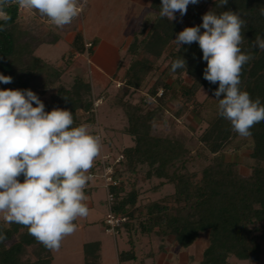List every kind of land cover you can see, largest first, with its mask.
Returning a JSON list of instances; mask_svg holds the SVG:
<instances>
[{
  "label": "trees",
  "instance_id": "16d2710c",
  "mask_svg": "<svg viewBox=\"0 0 264 264\" xmlns=\"http://www.w3.org/2000/svg\"><path fill=\"white\" fill-rule=\"evenodd\" d=\"M219 3L220 0H199L195 5L190 4L183 22L188 27L200 25L202 16L210 10L217 14L228 10L241 14L246 21L242 29L245 39L241 48L254 56L243 67L241 88L248 91L253 99L259 97L264 104V51L251 47L257 34L264 36V16L259 12L264 7V0H229L223 8L218 7ZM160 5L161 0H152V18L134 35L126 50L124 58H130V61L124 72V84L129 89L140 90L151 72L159 68L158 60L165 55L169 63L161 75L170 70L176 77L175 83L179 85L183 84L184 77L190 80L188 87L181 88L184 98L181 114L190 105H201L197 99L200 90L207 91L218 102L213 96L218 84H210L203 77L207 64L202 59L198 43L178 48L174 40L182 24L161 18ZM7 12L12 19L8 22L7 30L0 32V74L13 77V82L0 83V89L34 91L39 88L41 94L47 93L59 83L62 71L37 56L35 51L42 43L55 44L61 34L49 32L50 39L45 35L43 42L42 32L32 27H39L44 16L36 13L35 21L24 19L16 5L7 8ZM172 42L174 45L171 48ZM73 45L72 50L79 53H83L84 49L94 52L93 43L90 48H84L80 34L75 36ZM73 53L66 54L72 57ZM181 57L186 61L187 70L178 69L173 73L171 62ZM67 61L70 63L68 58ZM121 66L122 62L119 68ZM161 88L163 93L159 95ZM171 89L172 84L157 79L149 94L153 101L162 103ZM93 94L91 82L84 76H78L70 88L57 86L53 95L54 107L71 111L74 126L86 123L93 127L97 122ZM120 106L128 118L124 133L133 141L122 149V158L118 161L129 177L123 180L121 171L112 173V181L116 184L108 186V192L112 195L109 212L125 218L117 230L118 233L121 230L128 233L130 244L129 250L119 253L120 263L136 261L133 235L137 232L147 236L156 235L162 240L172 237L175 246L182 249H188L201 234L208 233V245L200 264H231L232 258L258 262L264 241V122L251 129L253 147L250 157L254 165L250 175L243 176L236 162H227L220 156L238 134L217 112L199 136L201 145L210 156L206 157L207 164L202 168L201 178L195 180V174L188 170V165L203 155L194 152L174 136L153 133L152 125L159 111H145L141 105L129 102H122ZM45 111H49L46 105ZM144 165L148 168L144 179L157 178L162 180V184L173 185L174 194L170 197L173 205L168 200L144 206L139 204V169ZM90 172L94 176L97 174L94 167ZM19 179L23 182L22 176ZM84 191L85 194L89 192L88 189ZM0 232L7 235L6 241L0 243V264H52L51 251L29 235L26 227L0 222ZM165 247L164 244L160 245V250H165ZM84 256L85 264H102L101 242L85 244Z\"/></svg>",
  "mask_w": 264,
  "mask_h": 264
},
{
  "label": "clouds",
  "instance_id": "9594fccd",
  "mask_svg": "<svg viewBox=\"0 0 264 264\" xmlns=\"http://www.w3.org/2000/svg\"><path fill=\"white\" fill-rule=\"evenodd\" d=\"M229 0H220L224 7ZM87 0H0V32L6 31L12 17L7 8L33 10L63 28L83 11ZM199 0H161L159 16L170 21L176 13L182 18L190 4ZM264 16V7L259 9ZM246 21L239 12L219 14L211 10L202 16V24L185 27L174 40L178 48L198 43L207 66L203 77L218 84L213 96L217 112L230 123L241 138L264 122V104L241 88L244 65L254 59L242 51ZM203 29V31H201ZM252 48L264 51V36L257 34ZM187 70L183 57L171 62V71ZM13 77L0 74V83L10 84ZM35 105V106H33ZM91 126H74L73 113L45 105L31 89H0V214L6 225L27 228L38 243L58 251L63 239L77 230L74 223L86 217L89 208L85 188L88 174L100 155L102 142ZM23 177V182L20 177ZM7 235L0 232V243Z\"/></svg>",
  "mask_w": 264,
  "mask_h": 264
},
{
  "label": "rangeland",
  "instance_id": "374dc122",
  "mask_svg": "<svg viewBox=\"0 0 264 264\" xmlns=\"http://www.w3.org/2000/svg\"><path fill=\"white\" fill-rule=\"evenodd\" d=\"M110 0H100V4L97 10L102 15L108 13L106 8ZM137 6L133 3L128 4V13L116 8L115 16L104 19L103 29L105 31L113 30L117 38H123L130 36L137 28L142 30V25L145 21L152 18L153 14L146 16L147 14L137 12ZM153 13V12H152ZM24 19H35L33 13H21ZM32 17V18H29ZM128 23L123 22L127 21ZM176 21L182 24L181 31L188 27V24L184 23V18L180 17L179 13H176ZM35 21V20H33ZM44 21V22H43ZM40 20L42 24L37 31L42 35V41L44 37L50 36L49 32H57L58 34L68 35L70 33L71 25L58 28L54 26L47 18ZM73 23V22H72ZM113 23V24H112ZM56 28V29H55ZM103 30L102 28H100ZM35 30V29H34ZM100 30V31H101ZM68 35L66 38H69ZM84 45V43H83ZM87 45V46H86ZM101 41L97 43L99 47L95 59L92 58V53L84 49L82 53L73 49V44H69L65 41H59L56 44L42 43L40 44L35 54L47 62L51 63L57 70L62 71V77L53 88L47 93L41 94L39 88L35 89V92L40 100L46 105L47 109L51 111L54 107L53 95L56 93L57 86L62 85L66 88H70L73 85L74 79L78 76H84L87 81L91 82L93 87L94 98V110L97 116L96 124L91 127V131L94 134H98L101 138L102 148L100 155L95 159L93 167L96 168L97 174L89 180L85 189L89 192L85 194L88 199L84 202L89 208V214L86 217H79L75 220L77 230L70 236L63 239L61 247L58 251H51L52 264H85L84 245L87 243L99 241L102 244V262L103 264H118V253L123 250H129L130 244L128 242V233L125 230H121L119 233H112L106 231L105 220L109 215V200H108V185L111 183L109 177L112 173L121 171L123 174L122 179L125 180L129 177V173L124 167L118 165V161L122 158L121 151L124 147L133 143L130 136L124 133L128 127V118L122 107L121 103L129 102L131 104L141 105L145 111H152L156 109L158 116L153 122V133L166 136L171 135L179 139L181 142L190 147L194 152L201 153L203 157L197 161H191L188 165V170L195 174V180L201 178L202 168L207 164L206 157L210 154L203 148L199 141V136L207 128L208 122L211 121L217 113L218 102L205 90H200L197 95L198 102L201 104L198 107L190 105L182 114L180 109L184 104V98L181 95V88L188 87L190 80L184 77L183 84L179 85L175 83L174 75L168 70L161 75L168 67V60L163 55L157 62L159 67L157 70L151 72L147 77L143 87L140 90H133L127 88L124 84V72L129 65L130 58H124L126 49L121 50L120 62L122 66L116 67L117 58L113 51L105 50L101 47ZM174 43L172 42L171 48ZM88 47V43L84 45V48ZM74 52L72 57H68L69 54ZM63 54H66L65 58H62ZM67 58L70 60L68 63ZM100 64V65H98ZM116 69L112 76H105L101 73L97 75L98 71H103L102 67ZM101 67V68H100ZM159 82L163 80L172 84V89L167 93L162 103H158L152 100L149 90L154 85L156 80ZM162 88L159 90V95H162ZM120 101V104H118ZM34 106V105H33ZM253 141L250 137L241 138L237 137L231 145L226 147L220 153L223 160L227 162H236L239 167V172L243 176H248L251 173V169L254 165L253 159L250 157L252 152ZM147 166H140L139 169V182L138 188L140 192L139 204L144 206L155 201H167L170 205V197L174 194V187L170 184H162V180L152 178L151 180L144 179V175L147 171ZM88 174H91L89 172ZM96 183L94 188L90 185ZM129 188V187H128ZM3 214H0V222L4 223ZM134 243L137 251V260L130 264L145 263L151 254L158 255L160 251V245L175 247L172 237L162 240L156 235H143L139 232L134 235ZM208 245V233H203L195 241V243L188 249H182L177 247L178 252H185L186 256H183V260L189 259L186 264H200L202 260L203 251ZM31 254L32 251L30 250ZM177 259V260H176ZM141 260V262H140ZM174 263L180 264V257H174ZM231 264H264V241L261 243V259L258 262H248L231 259Z\"/></svg>",
  "mask_w": 264,
  "mask_h": 264
},
{
  "label": "crops",
  "instance_id": "0c3cea01",
  "mask_svg": "<svg viewBox=\"0 0 264 264\" xmlns=\"http://www.w3.org/2000/svg\"><path fill=\"white\" fill-rule=\"evenodd\" d=\"M100 0H87V3L83 9V11L80 13V15L75 18L68 26L71 25L70 28V33L68 34L70 37L66 38L68 35H66V37H64V35L61 34V38L57 41H65L67 43H69L70 45L73 44L74 38L77 34H80L83 40L84 45L86 43H93L94 45V52L92 53V58L95 59L96 54H97V50H98V46L97 43L99 41H101V47L105 48V50H109V51H113L116 54L117 58V62H116V67L118 68V65H120V54H121V50L128 48L129 44L131 43V41L133 40L134 35L137 32H140L141 29L137 28L135 31H133V33L128 37H123V38H117L118 41L116 40V34L114 33L113 30L111 31H105L103 29V24L104 19H108L109 17H113V15L115 16V10L116 8L119 9V13H121L120 10H124L125 14L128 13V4L133 3L135 4L138 8H137V12H140V10L144 13H146L149 17L148 14L152 15L151 10H150V4L152 2V0H110L108 2L106 11H108V13H104L102 15V13L99 12L98 7H99V3ZM19 12L20 13H33L36 16V11L33 10H27V9H23V8H19ZM127 17H125L126 19ZM44 19V17H42V20ZM127 20V19H126ZM149 21V20H148ZM148 21H145L143 23V27L145 23H147ZM128 23L127 21H123ZM103 23V24H102ZM113 24V23H112ZM100 28H102L103 30H101ZM101 30V31H100ZM56 42V43H57ZM55 43V44H56ZM127 50V49H126ZM96 60V59H95ZM100 65V64H98ZM103 71H98L97 70V75H100L99 73L105 75V76H112V73H114V71L117 70L116 69H107L105 65L101 66ZM100 67V68H101ZM97 184L94 183L93 185H91V188H94V186H96ZM107 231V229H106ZM109 232V231H107ZM126 251V250H123ZM161 251V250H160ZM121 253V252H119ZM119 253H118V264H121L119 261ZM186 253L184 252H178L177 250V246L171 247L169 245H167L165 247V250L161 251L158 255H150L147 259H145V263L144 264H176L174 263L173 259L174 257H180V264H186L188 262V258L185 259L186 261L183 260V256ZM137 260V259H136ZM177 260V259H176ZM101 262H102V244H101ZM141 262V260H140ZM131 263V262H130ZM103 264V262H102Z\"/></svg>",
  "mask_w": 264,
  "mask_h": 264
},
{
  "label": "built area",
  "instance_id": "2783aa9c",
  "mask_svg": "<svg viewBox=\"0 0 264 264\" xmlns=\"http://www.w3.org/2000/svg\"><path fill=\"white\" fill-rule=\"evenodd\" d=\"M87 46V45H86ZM91 46V43H88V47L86 48H90ZM90 177L92 178L93 177V174H89ZM109 180H110V184L109 185H115L116 182H113L112 181V178L111 176L109 177ZM108 185V186H109ZM108 200L109 202L112 201V195L108 192ZM125 221V218L123 217H120V216H114L113 214L109 213V215L107 216L106 218V229L107 231L109 232H112V233H117L118 232V227Z\"/></svg>",
  "mask_w": 264,
  "mask_h": 264
}]
</instances>
